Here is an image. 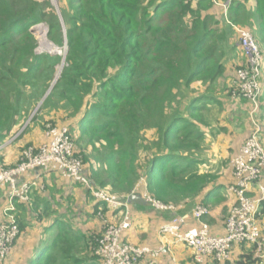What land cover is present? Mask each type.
<instances>
[{"label": "trees", "instance_id": "trees-1", "mask_svg": "<svg viewBox=\"0 0 264 264\" xmlns=\"http://www.w3.org/2000/svg\"><path fill=\"white\" fill-rule=\"evenodd\" d=\"M251 1L232 0V23L264 26V0ZM66 4L60 6L62 22L50 0H0V146L19 134L62 66V57L36 54L32 28L46 23L53 44L64 47L67 42L60 79L27 128L1 148L0 166H19L24 151L33 146V132L63 123L97 189L125 200L144 181L149 196L165 205L225 202V187L219 183L223 174L212 170L207 156L208 139L227 132L219 125L222 98L236 102V73L245 62L235 63L243 54L222 10L212 0ZM261 50L264 55V45ZM229 63L235 72L231 88ZM240 100L227 119L239 133L250 122V102ZM12 148L17 157L6 161L5 152ZM49 191L31 193L27 203L15 201L20 236L14 248L33 229L41 231L31 250L10 256L5 264H102L95 255L101 232L88 225L75 198L57 201ZM85 197L93 205L91 219L99 220L100 212L118 217L123 210L112 211L89 190ZM237 247L239 255L223 264L264 263L256 245Z\"/></svg>", "mask_w": 264, "mask_h": 264}, {"label": "built area", "instance_id": "built-area-1", "mask_svg": "<svg viewBox=\"0 0 264 264\" xmlns=\"http://www.w3.org/2000/svg\"><path fill=\"white\" fill-rule=\"evenodd\" d=\"M189 1L198 3L201 0ZM212 2L222 10L226 22L236 32L239 48L245 58V65L236 73L237 88L233 96L238 99L243 97L250 102L252 129L230 163L233 183L226 192L231 205L225 222V234L213 233L207 221L211 210L205 204L193 206L189 216L180 215L185 204L165 205L154 200L149 196L145 182L141 181L131 195L143 197L153 209L173 214V217L159 228V248L136 246L128 242L126 234L132 227L129 196L124 200L93 186L82 158L75 154V144L69 128L48 124L45 142L37 148L28 147L19 166L8 170L0 166V190L3 186L10 187L5 209L6 220L0 223V264L6 263L20 236V228L13 214L16 210L15 201L27 203L33 189H44L39 178L35 177L38 172L60 173L68 182L89 190L95 200L108 204L112 211L123 209L118 221L115 216L109 218L102 212L98 215L103 226L100 237L96 239L95 255L102 264H163L162 254L172 252L177 246L191 251L194 264H223L232 259L233 250L241 244L256 245L259 257L264 260V240L259 224L264 204V121L261 120L264 106L261 102L264 90V55L251 30L230 21L232 0Z\"/></svg>", "mask_w": 264, "mask_h": 264}, {"label": "crops", "instance_id": "crops-1", "mask_svg": "<svg viewBox=\"0 0 264 264\" xmlns=\"http://www.w3.org/2000/svg\"><path fill=\"white\" fill-rule=\"evenodd\" d=\"M250 5H253V0L250 2ZM245 59V58H244ZM245 62V60H244ZM240 103V99H237ZM248 129L244 130L243 132H240L244 134V137L239 144V148L236 151V153L240 150L243 141L245 138L249 136L248 130L251 128V124L247 125ZM36 132V131H35ZM32 134H35L34 132ZM42 136V137H41ZM32 138L29 139L31 141ZM35 142H40L39 145L45 142V133L44 135H40V139H35ZM16 148L9 149L5 152V159L6 161H13L14 158L16 159ZM235 153V154H236ZM233 158V157H232ZM232 160V159H231ZM231 163V162H230ZM35 177L39 178V183H43L45 189L44 191H41L39 188L33 189L32 193H38L43 194L46 190H50L56 197L57 201L62 202V196H68L76 199L77 203V209L83 210V215H87V222L88 225L96 231H100L101 222L98 219H91L89 216L92 215V203L85 202V190L80 188V185H71L67 180L63 178V176L60 173H49L44 174L42 172H38L35 174ZM29 180V179H27ZM20 183V182H19ZM219 183L225 187L224 190H227V186H230L233 183V175H232V168L231 164L228 168V170L223 173ZM8 188V192L6 193L5 199L3 201L4 207H3V215H0V218L2 217L4 219L5 216V209L8 205V194L10 192V187ZM224 190L222 191V196L225 200L222 203L215 204L214 207H216L215 211L211 212L210 217L208 218V223L211 226V229L213 233L216 235H223L225 234V215L228 216V210L230 209L231 201H228L226 198V194L224 193ZM49 191V192H50ZM48 193V196L49 194ZM196 205V204H195ZM187 206L185 205V208L179 212L180 215L189 216L190 212L193 208V206ZM123 212V211H122ZM122 212L117 218L119 220L122 216ZM130 212L132 215V227L130 231H128V237L127 241L132 243L136 246H146L151 248H159L161 246L160 237H159V228L160 226L167 220H170L173 217V214H169L164 211H157L153 209L150 205L147 203L142 205L132 204L130 205ZM89 215V216H88ZM114 215L109 214L108 217L112 218ZM31 235L27 237L26 239H22L19 241L18 245L14 248L13 253L11 254V258H15L20 254H23L24 251L31 250L34 244V240L38 239L40 235V228L33 229ZM264 252V251H263ZM240 253V247H237L233 250V257H236ZM232 257V258H233ZM173 260L175 262L173 263ZM161 261L163 264H191L190 261H192V253L189 249L182 246H177L172 249V252H164L161 257ZM264 264V263H263Z\"/></svg>", "mask_w": 264, "mask_h": 264}, {"label": "rangeland", "instance_id": "rangeland-1", "mask_svg": "<svg viewBox=\"0 0 264 264\" xmlns=\"http://www.w3.org/2000/svg\"><path fill=\"white\" fill-rule=\"evenodd\" d=\"M50 1H51V6L54 8V11L56 13L60 14V16H61L60 6L67 5L66 4V0H61V1L60 0H50ZM218 18H220L219 15H218ZM62 21H63V19H62ZM40 27L43 28L42 30H46L47 40H48L49 44H51L52 46H54V50L48 51V50H45V48L42 49L41 37H40V34H39V29H38ZM244 27L249 28L251 30V32L253 33L256 41L259 43L260 47L264 45V26H263V24L261 22H257V23H254V24L251 23L248 26H244ZM32 31H34V34H35V36H36V38L38 40V48L36 50V54L37 55H41V56H44V57H48V56H59V57L65 58V60H66L67 51L65 50V46L64 47H59V46L57 47V45L53 44L48 39V34H49V26H48V24L44 23V24L37 25V26H35V27L32 28ZM63 58H62V65H63ZM244 60H245L244 59V56H242L241 55V52H240L239 53V59L236 60L235 63H236V65H239L240 66L243 63ZM232 65L233 64H230L229 63L228 66H227L228 67V70H229V73H228V81H227L228 84L226 83L228 85V88H231L232 81L234 80V76H235V72H234V70H232L233 69ZM63 68H64V66H63ZM59 69H60V67H57V72H56V75H55V79L57 77V74H58V70ZM62 71H63V69H62ZM55 79H54V81H55ZM222 99L224 101V106H223V112H222L221 116L219 117V121H220L219 125L226 127L227 132H221L216 137H210L208 139L209 147H207V156H208V158L210 160V164H211L212 170L219 171L222 174L223 173L225 174V172L228 170V168L230 166V162H231L230 160L232 159V157L235 156V153H236V151L239 148V144L241 143V141H242V139L244 137V134L239 133V131L238 132L237 131H234L232 125H230L227 122V119L230 117V114L232 112L238 110V106L237 105L239 104V101L236 100V102H235V101L231 100L229 103H227L228 100L226 98L225 99L222 98ZM236 99H238V98H236ZM261 102L264 105V90H263V97L261 98ZM37 112H36V114H37ZM35 115H34V117H35ZM249 115H250V113H249ZM261 120L264 121V106H263V116H262V119ZM57 124L59 126H63L62 125L63 123H57ZM23 128L21 130L22 132L27 127L24 130H23ZM21 131L19 132V134H17L15 136L14 139H16L22 133ZM34 133L35 134H31L30 137L32 138L31 142L33 143V147L37 148V147H39L40 142H35L34 140L35 139H38V138L40 139V135L41 134L44 135L45 130L42 132L41 130L37 129V131L34 132ZM151 137H152V132L147 133V139H149V138L151 139ZM12 141H9L4 146H0V150H1L2 147H5V146L9 145ZM17 154H18V150L16 152V156H17ZM227 160H229V162H228V164L226 166V164L224 165V162L227 161ZM207 163L209 164V162H207ZM41 184L43 185V183H41ZM70 184L73 185V183H70ZM7 187H9V186H3V188L0 190V215H3V207H4L3 201L5 199L6 193L8 192V188ZM80 188L83 189L81 186H80ZM44 189H45V187H44ZM44 189L43 190L40 189V190L41 191H44ZM226 192H227V190H224V193L225 194H226ZM208 207L210 208L211 212L212 211H215V209H216V207H214L213 205H209ZM58 211H60L62 214L65 213V210L64 209H59ZM109 213H112V212H109ZM226 218H227V214L225 215V219ZM0 220H3V218L1 217ZM115 220H117V218H115ZM260 222L262 223L261 224L262 225L261 226V236H262V238L264 240V233H263V229H264V215L263 214L260 217ZM102 226H103V224L101 223L100 227L102 228ZM100 232H101V229H100ZM262 249L264 250V245H262ZM190 263L193 264L192 261H190Z\"/></svg>", "mask_w": 264, "mask_h": 264}, {"label": "water", "instance_id": "water-1", "mask_svg": "<svg viewBox=\"0 0 264 264\" xmlns=\"http://www.w3.org/2000/svg\"><path fill=\"white\" fill-rule=\"evenodd\" d=\"M60 15V14H59ZM60 19L62 21V18L60 16ZM63 22V21H62ZM34 33V31H32ZM65 50L67 51V42H65ZM65 63V58H63V65H62V69ZM62 69L60 72V75L56 77L55 81L53 82L51 88L49 89V91L46 93L45 97L43 98V100L41 101V103L38 105L37 109L33 112L32 116L30 117V119L28 120V122L26 123V125L24 126L23 130L28 126V124L31 122L32 118L34 117V115L36 114V112L39 110V108L41 107V105L43 104V102L46 100V98L49 96V94L51 93V91L53 90L54 86L56 85V83L58 82V80L60 79L61 73H62ZM22 132V131H21ZM128 203L129 204H137V205H142L144 206L146 204V201L143 197L139 196V195H130L128 197Z\"/></svg>", "mask_w": 264, "mask_h": 264}, {"label": "bare ground", "instance_id": "bare-ground-1", "mask_svg": "<svg viewBox=\"0 0 264 264\" xmlns=\"http://www.w3.org/2000/svg\"><path fill=\"white\" fill-rule=\"evenodd\" d=\"M39 29V34H40V37H41V45H42V49L45 48V50H48V51H52L54 50V46H52L51 44H49L48 40H47V37H46V30H42L43 28L40 27L38 28ZM58 47V46H57ZM62 50V49H61ZM47 51V52H48ZM58 51V50H57ZM50 53V52H49ZM52 54V53H51ZM63 58V57H62ZM61 69L62 67H60V69L58 70V74L57 76L60 75V72H61Z\"/></svg>", "mask_w": 264, "mask_h": 264}]
</instances>
